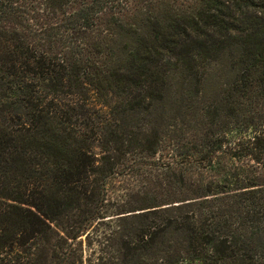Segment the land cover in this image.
Here are the masks:
<instances>
[{
	"label": "trees",
	"instance_id": "16d2710c",
	"mask_svg": "<svg viewBox=\"0 0 264 264\" xmlns=\"http://www.w3.org/2000/svg\"><path fill=\"white\" fill-rule=\"evenodd\" d=\"M0 264H264V0H0Z\"/></svg>",
	"mask_w": 264,
	"mask_h": 264
},
{
	"label": "rangeland",
	"instance_id": "374dc122",
	"mask_svg": "<svg viewBox=\"0 0 264 264\" xmlns=\"http://www.w3.org/2000/svg\"><path fill=\"white\" fill-rule=\"evenodd\" d=\"M123 183L122 182H120V183H118V182H116V183H114L113 185H112V191L114 192V193H116V191L118 190V189H121L122 187H123Z\"/></svg>",
	"mask_w": 264,
	"mask_h": 264
}]
</instances>
